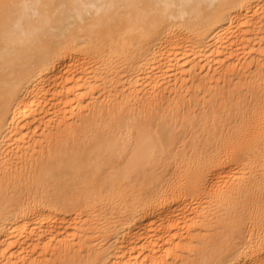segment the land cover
I'll list each match as a JSON object with an SVG mask.
<instances>
[{"label":"bare ground","instance_id":"bare-ground-1","mask_svg":"<svg viewBox=\"0 0 264 264\" xmlns=\"http://www.w3.org/2000/svg\"><path fill=\"white\" fill-rule=\"evenodd\" d=\"M248 71L188 138L174 98ZM80 257L264 264V0H0V264Z\"/></svg>","mask_w":264,"mask_h":264},{"label":"rangeland","instance_id":"rangeland-1","mask_svg":"<svg viewBox=\"0 0 264 264\" xmlns=\"http://www.w3.org/2000/svg\"><path fill=\"white\" fill-rule=\"evenodd\" d=\"M248 72H244L241 74H237L238 76H230L228 78H223L221 81V84L218 85L216 87L215 90L213 89H209V91H207V98L205 99L203 97V95H199L197 98V102H194V97L197 95L198 92H200V88L202 86V83L200 82V80L198 79L196 82L192 83L189 85V90H188V97L186 98L185 101H182L179 99V97L174 98L177 99V106H176V116L178 118V120L181 122V125L183 127V130L185 132V134L188 136V138H191V128L190 125L188 123H190V120L194 117V118H199L201 119L200 122L198 123V126H200L201 128L205 127V123L202 120V117H204V114L206 112H211L212 107L217 108L218 110H222L223 107L225 106V108L227 109V115H231L230 117H236L237 119V115L236 112L239 110H244L249 108L250 105H253V101L254 99H256V93L253 90V83H250V80L246 79L249 77L250 74H248ZM219 88L225 90V92L217 97L215 96V92L216 90ZM211 90H213L211 92ZM258 90V87H257ZM236 92H240V94L242 95L241 97H238V95H236ZM225 99V100H224ZM241 103L237 104V101H239ZM204 103H208L209 106L204 105ZM172 107L169 102H165L163 103V105L158 106L157 108H154L148 112L145 113H140V112H134L136 113V117L138 118H151L154 117V119L156 117H158V115L160 113H163L165 116H169L172 115L171 111ZM132 110V109H131ZM130 112V108H124V110H122V112L118 113L115 118L120 119L123 116H125L126 114H128ZM140 115H139V114ZM106 118H109V116H105ZM232 118H222V117H216V121L218 123V125H223L222 127H224L226 125V127H224V129H228L229 128V122ZM215 122H211L209 124V127L212 128L214 127ZM190 150V147L188 149V151ZM104 206L107 208V211L110 210L109 213L106 212H101V207ZM119 206L115 203V204H99L97 206V209L100 210L99 214H103V215H107L108 217H111L113 215H115L118 212ZM85 213V211H84ZM86 214V213H85ZM85 254V252H84ZM73 263L75 264H87V260L85 258H78L76 261H74Z\"/></svg>","mask_w":264,"mask_h":264}]
</instances>
